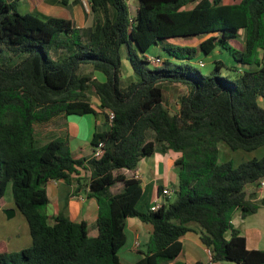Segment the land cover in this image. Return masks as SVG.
I'll return each instance as SVG.
<instances>
[{
	"label": "trees",
	"instance_id": "obj_1",
	"mask_svg": "<svg viewBox=\"0 0 264 264\" xmlns=\"http://www.w3.org/2000/svg\"><path fill=\"white\" fill-rule=\"evenodd\" d=\"M90 1L86 13L101 18L84 30L71 18H39L18 12L15 0H0V206L10 183L31 239L15 252L0 241V264H124L119 250L128 218L151 225L133 264L173 262L191 223L212 262L264 264V249L247 248L232 224L237 209L245 217L264 206V196L257 198L264 156L233 166L218 161L217 147L224 142L252 151L264 145V0ZM193 36L206 37L195 45L181 42ZM153 46L167 56L161 64L145 56ZM122 47L135 76L126 84ZM214 48L231 57L227 69L234 75L222 73L221 60L201 71L197 56ZM82 65L104 79L81 73ZM170 84L182 88L173 113L164 103ZM106 111L113 112L111 120ZM84 114H99L107 126L89 141L91 150L103 143L100 157L76 158L63 137L39 139L36 129L52 119ZM157 145L180 152L178 182L174 200L151 210L140 206L142 187L134 176ZM81 171L88 172L78 178L86 179L98 205L95 234L86 221L64 214L50 223L46 211L48 181L71 182ZM119 181L122 188L111 192Z\"/></svg>",
	"mask_w": 264,
	"mask_h": 264
},
{
	"label": "crops",
	"instance_id": "obj_2",
	"mask_svg": "<svg viewBox=\"0 0 264 264\" xmlns=\"http://www.w3.org/2000/svg\"><path fill=\"white\" fill-rule=\"evenodd\" d=\"M41 3L43 4V6L44 4H46L48 6L61 7V11L65 8H68V10L70 11L72 9L71 13L73 16L70 15L71 17L69 18L74 20L76 25L84 30H87L93 24L96 18H100V16L97 17L99 12L91 14L84 12V14H82L81 11L77 10V6L80 7V10L82 7L80 5V0H66L65 4L61 3L59 0H41ZM128 3L132 4V6L136 5L133 0H128ZM42 15L43 17L53 16L46 15L44 13ZM78 17H80V20L78 19ZM93 76H96V73ZM100 117L101 116L99 114H97L96 116L93 114L73 116L68 115L66 117L58 116L42 126H46L45 129H47L48 126L56 123L58 134L50 137L49 139L53 137H63L67 139L70 150L72 151L74 156L76 158H80L83 156H88L91 153L89 141L93 131L106 128L101 127ZM46 132L47 131L43 132L41 138H45L49 134H51L50 131H48V133ZM47 140H45L44 142H46ZM83 148L85 154L81 152ZM179 156L180 152H175L172 150L162 151L161 147L157 145L155 146V151L152 155L140 159L137 164V174L139 175V178L137 179L140 180L142 187V198L140 200V206L150 207L155 202L156 198L160 194L159 186L174 187L175 185H177L178 177L174 162ZM123 173L129 175V172L127 170H124ZM86 174L88 175V172L85 173L84 171H81L80 174H71V182H65L64 180L48 181L46 185L48 194V204L46 206V211L48 213L50 223L53 221V217H55L56 215L64 214L72 221H86L90 234H95L97 232V227L95 225V219L98 210L97 202L94 197L88 195V187L85 183L86 179L78 178L79 176L86 177ZM115 185L116 191H114L112 187L110 188V191L113 193L119 191L122 188V183L120 181ZM250 189H252V186H250ZM262 196H264V190L262 191V195L260 197ZM257 198H259V195L257 196ZM4 205L5 198L3 204L0 207H4ZM11 207L15 210L14 213L16 214L18 209L15 207L14 203ZM259 209L260 206L257 208L256 212L245 217H242L240 209H237L232 216L233 226L239 230L241 235L245 237L246 246L249 249H264V219L263 213H261V218L257 216ZM27 227L28 226H26V228ZM190 227L191 230L187 231L179 238L181 242V251L173 260V262H183L184 264H221L222 261L212 262L209 259L206 247L200 241L199 233L197 232V226L194 223H191ZM25 230H27L28 233V228ZM143 232L144 229L142 225L137 223L132 224L129 218L126 220V241L124 243L125 247H122L124 249V251L122 250V261L125 264H133L135 261L142 257V251H144L145 249H140V237L143 235ZM150 232L151 230L149 231V234ZM149 234L147 235V237L149 236ZM16 235H18V233H16ZM136 239L140 243L138 247L134 246V241ZM0 241L5 242L7 246V243L4 239H0ZM146 241L147 240H145V242ZM25 242L31 244V242H29V240L27 241V239ZM15 247H17V244H15ZM18 247L19 250L23 248L22 246ZM120 251L121 248L119 250V253ZM135 254H137L138 256L134 257L133 255ZM173 262L169 264H172ZM233 264L236 263L233 262Z\"/></svg>",
	"mask_w": 264,
	"mask_h": 264
},
{
	"label": "rangeland",
	"instance_id": "obj_3",
	"mask_svg": "<svg viewBox=\"0 0 264 264\" xmlns=\"http://www.w3.org/2000/svg\"><path fill=\"white\" fill-rule=\"evenodd\" d=\"M223 1L231 3L234 0H223ZM15 3H16L15 6H16V9L18 12H20V13L28 12V13L36 15L39 18L43 17V15H42L43 13L46 15L59 16V17H63V18H69V17L73 16L71 13L72 9L70 11V10H68V8H65L64 10L61 11V9H62L61 7L48 6L46 4H44V6H43V4L41 3V0H15ZM135 4H136V1H135ZM77 10L81 11L82 14H84V12H85L83 9V6L81 7V10H80V7L77 6ZM99 16L101 18L100 12L97 15V17H99ZM78 19L80 20V17H78ZM205 37L206 36L188 37V38L181 40V42L195 45L198 43L199 40H202ZM121 51H122V56H123L122 65H121V83L126 84L127 81H129L130 79L133 78L134 74L130 69L129 63L124 58L125 48L122 47ZM148 53L152 54V55H155V54L160 55L163 58L167 57L164 51L156 48L155 46H153L149 50ZM197 59L202 60L204 63V66L199 67L198 64L196 63V61L193 62V64L196 65L197 67H199L201 69V71H203V72L210 71L215 60H221L224 64V66L222 67V73L234 75V74H232L233 73L232 71L227 69V67H230L231 65H233L234 62L232 61V59L229 55H227L225 52L218 50V48H214L210 53L198 55ZM150 66H152V65H150ZM80 72L85 73V74H89L90 76H93L96 73V76L98 77V79H104V76L102 75V73L93 71L91 65L82 66L80 68ZM181 90H182V88L178 85L170 84V85L164 86V103L171 113H173L178 108L177 95L181 92ZM88 98L94 105L96 104L97 98H96V96L92 90L88 91ZM259 104L264 108V100H260ZM70 116H73V115H70ZM100 119H101L100 120L101 127H107V126H104L102 123L103 117H100ZM40 127H42V128H40ZM40 127L37 128L36 131H37V134H38L39 139L41 141H45V140L49 139L50 137L58 134L56 123L48 126L47 129H45L46 126H40ZM44 131H47L46 133H48V131H50L51 134H49L45 138H41ZM54 132H55V134H54ZM152 138H153L152 134L150 132H148L147 133V139L150 140ZM217 147H218V161L219 162L230 161L233 164V166H237L240 163L251 160L253 158L259 159V158L264 156V145L258 147L257 149H254L252 151H245L242 149L232 150L224 142H218ZM81 152L84 153V148H83V150H81ZM111 187L114 189V191H116L115 190V187H116L115 184ZM4 198H5V205H4V207H0V239H4L6 241L7 249L9 252H15V251L19 250L18 246H22L23 248L29 247L30 244L28 242L26 243L25 241L27 239V241L29 240V242H31V240H30L29 232L27 233V230H25L28 227L26 228L27 223L24 220L23 215L18 210H17L16 214L15 213L13 214V212L15 210L11 207L13 205V200H12V195H11L10 183H8V185L5 189ZM170 200L173 201L174 197H172ZM140 205H141V203H140ZM8 212L10 215L9 218H7ZM261 213H263V219H264V206L263 205H260V209H259L258 214H257V216L259 218H261V215H262ZM129 220L131 221L132 224L137 223V224L142 225L144 232H143V235L140 237V243H141L140 249L144 250L145 249V245H144L145 243L144 242L148 238L147 235L149 234V231L151 230V226L148 223H144L137 218H129ZM25 224H26V226H25ZM16 233H18V235H16ZM15 244H17V247H15ZM122 247H121V251L119 253L121 261L123 258L122 250L124 251V249ZM133 256L135 257L138 255L135 254ZM230 263L233 264V262L228 263V261H222L221 262V264H230Z\"/></svg>",
	"mask_w": 264,
	"mask_h": 264
},
{
	"label": "built area",
	"instance_id": "obj_4",
	"mask_svg": "<svg viewBox=\"0 0 264 264\" xmlns=\"http://www.w3.org/2000/svg\"><path fill=\"white\" fill-rule=\"evenodd\" d=\"M80 3L83 6V9L85 12L90 11V6H91L90 0H80ZM145 56H146L147 60L153 65L161 64L163 61L162 57H160L159 55H152V54L147 53V54H145ZM198 64H199V66H204V63L202 60H198ZM106 113L108 114V119L111 120L114 116L113 112L112 111H106ZM102 153H103V143L100 141L91 150L90 156L98 158L101 156ZM134 177L139 178V175L136 174ZM263 190H264V180H261L259 183V186L257 188V192H258L259 197L262 195ZM172 197H175V189L173 187L164 186L161 189V192L158 195V197L156 198L155 202L149 208L151 210H156L162 204H166L167 202L171 201L170 199ZM139 244H140L139 241L136 239L134 241V246L138 247ZM206 251L209 255V259L211 260L212 259V252H211L210 248L206 247Z\"/></svg>",
	"mask_w": 264,
	"mask_h": 264
},
{
	"label": "water",
	"instance_id": "obj_5",
	"mask_svg": "<svg viewBox=\"0 0 264 264\" xmlns=\"http://www.w3.org/2000/svg\"><path fill=\"white\" fill-rule=\"evenodd\" d=\"M13 214H14V212H13ZM10 217V215H9V212L7 213V218H9Z\"/></svg>",
	"mask_w": 264,
	"mask_h": 264
}]
</instances>
